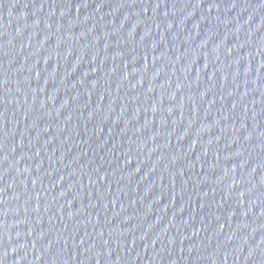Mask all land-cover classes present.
<instances>
[{
    "label": "water",
    "instance_id": "water-1",
    "mask_svg": "<svg viewBox=\"0 0 264 264\" xmlns=\"http://www.w3.org/2000/svg\"><path fill=\"white\" fill-rule=\"evenodd\" d=\"M0 264H264V0H0Z\"/></svg>",
    "mask_w": 264,
    "mask_h": 264
}]
</instances>
